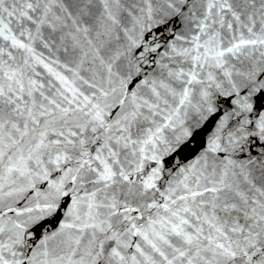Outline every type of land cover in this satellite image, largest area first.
Listing matches in <instances>:
<instances>
[{"label":"snow or ice","instance_id":"obj_1","mask_svg":"<svg viewBox=\"0 0 264 264\" xmlns=\"http://www.w3.org/2000/svg\"><path fill=\"white\" fill-rule=\"evenodd\" d=\"M7 2L9 7L0 0V160L16 157L17 165L26 166L34 156L49 157L64 166L75 191L85 193L74 202L76 222L65 225L76 230L60 242L65 255L44 253L54 257L50 264H264V159L238 164L228 158L236 149L214 144L211 150L224 157L219 164L191 171L160 191L157 172L141 175L129 150L141 143L143 122L159 109L161 92L176 95L175 90L145 80L140 86L148 87L147 97L130 91L111 103H92L97 92L104 98L116 93L98 87L117 75L118 57L108 55L109 43L126 27V18L135 19L133 12L150 16L155 0ZM165 4L174 19L183 17L207 36L198 45L202 54L191 57L201 69L204 59L225 76L235 71L264 91V0ZM37 47L48 56L37 54ZM10 49L26 55L18 59ZM227 57L242 58L247 67L229 70ZM37 66L50 79L42 81ZM198 75L196 69L168 72L177 81L184 77L181 104L191 94L188 86L204 83ZM23 145L29 147L27 157ZM8 171L24 174L16 165ZM3 253L11 254V264H23L9 245L0 246V264H10ZM25 259L31 264L36 256Z\"/></svg>","mask_w":264,"mask_h":264},{"label":"water","instance_id":"obj_2","mask_svg":"<svg viewBox=\"0 0 264 264\" xmlns=\"http://www.w3.org/2000/svg\"><path fill=\"white\" fill-rule=\"evenodd\" d=\"M5 7H9L7 0ZM142 7L143 3L137 4V8ZM152 8L155 11L150 16L133 12L135 19L126 18V27L109 43L108 55L118 57L113 69L117 75L105 78L98 87L114 88L116 93L104 98L97 92L99 99L92 101L111 103L115 95L123 92L127 96L130 91L147 97L148 87L140 86L145 80L170 84L175 90L176 95L161 92L159 109L143 122L141 143L129 150L133 165L140 168L145 178L157 172L156 186L164 191L191 171L219 164L224 157L219 150H211L214 144L236 149L228 153V158L238 164L246 165L250 157L264 159V130L260 128L264 122V91L250 87L244 76L235 71L230 77L225 76L204 59L199 62L204 65L201 69L191 57L202 54L203 49H198V45L205 44L207 36L198 33L195 25L183 17L174 19L165 0H155ZM10 51L18 59L26 55L19 50ZM36 52L48 56L42 48L37 47ZM226 59L229 70L243 72L247 67L246 63H241L242 58ZM129 68L135 70L125 76ZM191 69L199 72L198 80L204 83L188 86L191 94L188 101L181 104L183 88L180 85L184 77L177 81L169 77L168 72L187 73ZM36 71L42 81L50 79L41 67L37 66ZM209 74L214 80H207ZM81 90L85 96L92 94L90 90ZM107 111L111 115L113 109ZM21 152L27 157L29 147L23 145ZM14 165L24 174L9 173L8 169ZM65 174L63 165L51 162L46 156L39 159L34 156L26 166L17 165L16 157L0 160V246L9 245L23 264H29L25 258L34 255L36 259L31 264H50L54 257L44 253H51L53 249L65 255L59 251L60 242L76 231L65 225L76 222L74 202L77 196L85 194L75 191V185L65 179ZM17 239L21 243L14 244ZM3 254L11 264V254ZM73 260L78 261L79 257ZM64 264L71 262L65 260Z\"/></svg>","mask_w":264,"mask_h":264}]
</instances>
